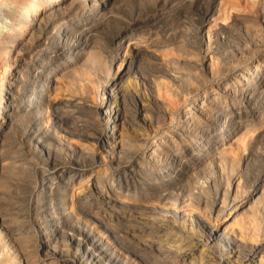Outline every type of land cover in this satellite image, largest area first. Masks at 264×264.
<instances>
[{"label":"bare ground","instance_id":"1","mask_svg":"<svg viewBox=\"0 0 264 264\" xmlns=\"http://www.w3.org/2000/svg\"><path fill=\"white\" fill-rule=\"evenodd\" d=\"M241 9L239 0H0V13L6 20L0 24V66L4 74L8 72L0 83V191L3 178L16 180L17 193L29 204L25 216L37 223L43 244L40 251L34 241L31 243L32 240L17 238L0 212V264H68L66 261H56L59 250H49L50 242L60 234L65 239V246L60 251L63 255L65 252L71 253V264H264V229L253 226L251 220L245 221L247 215L242 212L249 203L256 210H264V174L259 183L246 191L247 180L236 172V168L249 164L252 148L264 134V59L260 61V51H257L243 61L236 60L230 54V48H227L229 41L226 43L220 38L223 31L245 21L237 15ZM121 11L131 13L126 21L118 18ZM143 15L146 18L143 19ZM168 17L171 20L172 17H176V20L190 17L197 24L196 31L205 23L208 24L206 39L196 36V42L191 44L194 50H197V44L203 55L198 50L189 53L201 63L189 67L195 72L197 87L205 86L214 78H218V83L212 86L211 91L214 92L207 94L206 90L207 95L203 98H190L188 108L178 119L174 117L178 102L168 103L165 119L168 124L175 123L174 130L163 133L159 127L152 128L151 132L158 131L160 136L151 148L145 150L148 135L140 129L148 121L147 114H144L147 112L144 102L163 104L161 92H170L168 82L175 80L165 68L170 61L162 60L157 64L156 77L151 81L154 93L148 95L149 100L136 98L137 110L131 126L135 138L131 142L124 137L130 128L126 129L125 117L121 114L122 98L130 87H138L136 76L141 59L149 54L158 61L156 56L176 42L174 38L168 37L156 40L151 32L152 28L162 25L165 18L169 20ZM165 28V34L169 35V26ZM98 34H103V46L99 52L94 50ZM118 36L122 39L116 48H112ZM4 52H9V55H4ZM101 61L103 64H99ZM254 61L258 64L248 67ZM80 64H88L91 68L104 65L107 76L104 79L108 81L99 84L85 67L87 71H79L80 74H75V78L71 73L70 77L74 79L67 85L66 79L70 74L67 71L81 69ZM67 74L65 91L78 94L84 100L99 98L102 93L98 109L87 101L79 103L80 99L57 102L50 98L51 92L58 94L63 90V87H59V81ZM164 79L169 81L165 82ZM187 83L190 86L192 82ZM132 90L139 96L137 89ZM186 100L183 99L180 104ZM81 109L95 114L102 128L92 125L90 134L88 131L86 135L82 126L70 121L72 118H64V110L71 111L70 117H74L76 111ZM54 125H58V129L64 127L70 138L84 137L91 140L104 154L116 151L119 154L127 153L126 157L135 164L117 176L119 183L116 187L119 197L127 200L132 195L129 204L119 200L118 207L123 214L127 218L131 217L134 210H139L140 204H146L147 208L153 201L161 208H149V221L155 225L158 220L169 219L173 225L178 223L189 237L172 236L166 230L159 235L160 230H152V237L158 242L153 240L146 244L149 249H154L156 255L147 258L119 242L111 229L98 218L97 212L86 210L87 200L98 188L94 183L93 188L81 187L84 170L67 169L57 164L63 158L69 162L87 161L92 155L73 144L63 143V140L59 143L60 140L57 141L49 130ZM108 127L113 136L111 139L103 135ZM26 145L34 146L32 155L45 162V171L28 169L25 161L26 157H30L31 148L26 149L28 153L24 152ZM232 145L237 148L232 149ZM13 149H19L22 155L19 156L20 153L18 158L7 159L8 153L10 156V152H16ZM230 150L235 151L231 152L234 157L227 155ZM214 156H218L221 163L228 162L230 174L225 180L222 179L212 200L203 199L202 184L190 191L193 199H183L173 194L176 189L184 192V184L192 179L198 167L202 168L200 166L204 163L207 167L205 161L208 163L207 158ZM36 175L42 177L41 190L34 193ZM136 178L141 181L137 182ZM76 184L82 189L77 206L74 207L72 203L70 205L72 201L68 200V195ZM74 196H71V200ZM104 201L107 207L113 206L110 198L106 197ZM192 202L194 205H204V210L207 209L205 218L208 217L210 222L199 217L201 214L196 216L186 212V209L194 208ZM167 207H171L172 211ZM228 207H231L230 213L219 223ZM240 213H243V217ZM212 215L215 216L211 223ZM237 217L243 218L238 228L222 230L225 222Z\"/></svg>","mask_w":264,"mask_h":264},{"label":"rangeland","instance_id":"2","mask_svg":"<svg viewBox=\"0 0 264 264\" xmlns=\"http://www.w3.org/2000/svg\"><path fill=\"white\" fill-rule=\"evenodd\" d=\"M239 2L242 4V9L237 13V15H239L240 17H243V19H245V21L243 20V22L238 23L237 24L238 27L236 25L235 27H233L234 29L231 28V29H226L225 31H223L220 34V38H222V40L225 41L226 43H228V41H229L227 48H230L229 49V51L231 52L230 54L233 57H235L236 60L240 59V61H243V59H246L249 56L255 55L254 53H256L257 51H260L259 56L261 57L260 58V61H261L264 59L263 58L264 57V0H250V1L249 0H239ZM250 2H251V5H253L255 3L254 4L255 6L254 5L251 6ZM217 4H219V3L217 2ZM130 15H131V13L129 11H121V13H119V15H118V18H121V20L126 21L128 19V17H130ZM150 15H153V14H150ZM116 17H117V15H116ZM144 17L146 18V15L142 16L143 19H144ZM2 19H3V21L5 20L4 17L2 16V14L0 13V20H2ZM168 19L169 20H167V18H165V20H164L165 22L162 25L160 24L157 27L152 28L151 32L154 35L153 36L154 39H156V40H159V39L161 40L164 37H168V38H174V41H176V42H174L172 44V46L167 47L166 49H164L162 52H160L156 56L158 58V61L151 58V55H149V54L145 55L141 59L139 66H138V69H137V76H136L137 80L139 81V82L137 81L138 87L137 88L130 87L128 89L129 91L126 90V93L124 95L125 97L122 98L123 103L121 104V107H122V111H121L122 113L121 114H122V116L124 115V117H125L124 119L126 121L125 122L126 123V129L127 128L131 129V130L127 129V132L124 135V137H126L127 140L129 139L128 141L131 142L133 140V138H135V134L132 132L133 129L131 126H133V124H134L133 123V116L135 115V111L137 110V105H136L137 99H139V98H140V100L144 99L143 101L149 100L148 95L150 93H154V91L152 92V86L153 85H152L151 81L154 79V77H156L157 66H158L157 64L162 62V60L164 62L170 61L169 65H171L172 67L167 65V67H165V68L167 69V71H169L170 75L172 77H174L175 80H174V82L172 81L170 83V82H168L169 81L168 79H164L165 82L167 81L169 83L168 86L171 87L170 92H167L165 94L163 92H161L162 95H160V96L164 100L163 104H165V105L163 106V104L160 105L157 103L151 104L150 102H144L145 108L147 109V112L144 114L145 115L147 114L146 116H148V121L145 123V126L143 125L142 128L140 127V129H143V131L148 135L146 138L147 143H146L145 150H148L149 148H151L152 144H154L155 140H157V138H159V136H160L158 131L151 132V130L155 129L156 127L157 128L159 127L160 131H163V133H168V132H171L174 130L175 123L172 125L168 124L167 120L165 119V115L167 113V108H168V106H167L168 103H173V102L177 103L178 102V106L175 107L176 113L174 115L175 119L176 118L178 119L180 116H182L183 111L188 108V103H189L190 98L191 99L192 98H196V99L203 98L206 94V90H208L207 94L214 92V91H211V90H213L212 86H214L215 84L218 83V78H214V79H211V81L209 80V82L205 86L197 87V83L194 80V73L195 72L194 71L192 72V69L190 68L191 64L196 63L199 66V64L201 63V61L196 59V57H192L189 53L194 52V51L197 52V50H198L199 51L198 53H200V55H203V51L198 48L197 44L195 45L197 50L191 49V44L193 45L196 42V39H197L196 36L198 37V39H203V38H204V40L206 39L205 34L208 30V27H207L208 24L205 23L204 26L199 31H196L197 24L190 17L181 18L180 20H178V19L176 20V17H172V20H171V17L170 18L168 17ZM3 21H1V22H3ZM1 22H0V24H4L6 22V20L3 23H1ZM241 24H245V26L244 25L241 26ZM166 26H169V28H170V29H167V30H170L169 31L170 37H169L168 33L165 34V31H166L165 27ZM249 27L251 28V30ZM260 27L262 28V30ZM256 32H257V34H256ZM259 36H261V37H259ZM101 38H103V34L96 35L95 44H96V47L98 44V47L97 48L95 47L94 50L95 51L98 50L97 52H99L100 48L103 46V40ZM259 38H260V40H259ZM121 39H122V37L118 36L115 39V41L111 47L116 48L118 45V42ZM258 40H259V42H258ZM229 44H230V46H229ZM251 51H253V52H251ZM5 53H6V56L9 55L8 54L9 52H4V55H5ZM198 57L200 58L201 56L198 55ZM256 61L249 64L248 67H251V66L255 67L258 64ZM99 64H103V62L99 63ZM179 64H180V66H179ZM87 65L86 64H80L81 69H79V70L77 69V71H76V68H74L75 70L71 69V70L67 71L68 74L70 73L69 76L67 74L63 78H61V81L63 83L61 81H59V87L60 88L63 87L62 88L63 90L58 94H55V92L54 93L51 92L49 95L50 98L57 101V102H62V101L64 102L66 100H73L74 101L76 99H80V95L71 94V92L65 91V89H64V87L67 88L66 86L73 82L72 80L75 78L76 75L78 76L80 74L79 71H81V72L85 71L86 72L89 69L88 71L92 74V77L95 76L94 77L95 80L97 82H99V84L103 85L107 79V76L105 73L106 72L105 66L104 65H95V66H93V68H91L90 65H89V67ZM101 66H103L104 68ZM80 67L78 66V68H80ZM82 67H84V68H82ZM85 67H86V69L87 68L88 69L86 70ZM99 67H100V69H99ZM168 67H169V69H168ZM178 67H180V68H178ZM95 68L98 70H95ZM1 69L2 68L0 66V83L2 82L5 75H7V73H8L7 72L6 74H4L3 69L2 70ZM246 69H248V68H246ZM94 70H95V72H94ZM99 70H100V72H99ZM75 71L77 73H75ZM101 71H102V73H101ZM103 71H104V73H103ZM94 73H95V75H93ZM70 75H72L74 78L73 77L71 78ZM187 75H188V77H187ZM66 76H68V78L69 77L70 78L68 79ZM65 77L67 78L66 80H68L67 85L65 84L66 81H64ZM111 77H112V74H111ZM111 77H110V79H111ZM104 78H106V79H104ZM183 81H185V82H183ZM68 82H70V83H68ZM187 82H192L191 83L192 86L191 85L189 86L190 83H187ZM191 88L193 91L191 90ZM131 89H137V91L140 92V93L138 92L139 96H137V94L134 93L135 90L131 91ZM187 91H189V92H187ZM105 94H106V92H105ZM164 95L167 96L168 98L165 97ZM170 95L173 97L171 98ZM102 96L103 95L101 93L99 98L93 99V98L89 97L90 99L88 98L87 100L86 99L84 100V98H82L83 100L80 99L81 101L78 100L77 102L80 101L79 103L82 104L83 102L87 101L90 106L93 105L94 108L96 107L98 109V107L100 106V100L102 99ZM180 96H181V98H180ZM178 98H179V100L180 99L181 100L179 101ZM185 98L187 99L186 102L184 104H180V102ZM166 101H168V102L166 103ZM81 104L79 106H81ZM69 110H71V109H69ZM69 110H64V113H65L64 118L67 120L72 118V119H70V121H73L77 125L79 124L80 126H82V128H84L85 133L87 132L86 135H88L89 130L91 131L92 125H95V124L97 126L101 125L97 120L98 117L95 116V114L92 115L93 114L92 112H91L92 114H90V111H88V110H84V109L77 110L74 117L73 116L70 117V115H72V114L70 113L71 111L69 112ZM161 119H163V120H161ZM44 121L47 123L46 118L44 119ZM45 122H44V126H46ZM159 124H160V126H159ZM57 126L54 125L53 126L54 129H52L53 128L52 127L49 130L55 136V139L57 141L60 140L59 143H62L63 141H64L63 143L68 142L71 145L73 144V146L77 147L78 149L79 148H82V150L84 149V151L86 153H88L89 155H92V156H89L87 161H85V160L77 161L76 160V162L75 161L69 162L68 160H65V158H63L64 160L63 159L58 160L59 162L57 161V164L59 165V167H64L67 169L84 170L85 175L83 177L81 187L90 186V188H93L92 184L94 183L95 184L94 186H96L98 188L97 190L100 191V193H97L98 191H96V190L93 191L92 196L89 197V199L87 200L86 210L88 212H92V213L97 212L98 218L100 220H102V222L105 226H107L109 229H111V231L114 233V236L116 237V239L119 242H123L126 246L129 247V249L134 250L137 253H139V254H141L147 258V256L156 255L154 249H149L147 247L148 245L146 244V242L153 241V240H154V242L155 241L158 242V240H156L155 238L152 237L153 236L151 233L152 230L157 231V232L160 230L161 232L159 235L162 234V231L166 230V231H169V234H171L172 236L175 234V236L189 237V236H187L186 231L183 232L181 230L178 223H174V225H173V222L171 223V220H169V219L165 221V220H162L161 218H158L161 220L157 219L158 221H156L155 225H153L154 223H152V221L151 222L149 221V218H148L149 216L147 215V214L151 213L150 212L151 210H149V208L151 206H152L151 209L157 208V207L161 208L160 205L153 203V201L151 203V206L149 204L147 208H146V204H140L141 206H139V210L141 212L139 210H134V212L132 213V216L127 218L126 215L123 214V211L118 207V203L121 201V202H125V204H129L131 201L130 198L132 197V195H129L130 197H128L127 200L124 198H121L117 195L116 187L119 183V177H117V176H120V174L122 172H124L125 170H129V169L133 168V165L135 164V162L130 161L126 157L127 153L119 154L116 151V152H108V154L107 153L104 154V153H102L101 150H99V148L96 145H93L91 140L86 139V138L84 139V137H80V138L79 137H73V138L71 137L70 138V136L68 134H66V132L64 131V127L61 126V128L58 129ZM88 126L90 129L88 128ZM99 127L102 128L101 126H99ZM53 131H56V132H53ZM90 131H89V134H90ZM57 134H59L58 135L59 137L57 136ZM103 135H104V137L110 138V139H111V137H113L110 127L105 129ZM246 138H248L246 140H249V137H246ZM260 138H262V139H260ZM260 138L257 140L258 142L257 141L255 142V144L252 148L251 154L253 156L251 155V157H250L251 161L249 162V164L247 166L243 164L240 167L236 168L237 175L238 176L244 175L243 178L245 177L244 179L247 180L246 181L247 182L246 191H249V189H251L252 186L259 183L260 180L263 179V177L261 179H260V177L264 174V134ZM128 141H127V144L129 143ZM235 146L232 145L231 148L236 149L237 146L236 147ZM33 147H34L33 145L31 147H28L26 145L23 148L24 152H27V150H30V148H31V152H29V153H31V154H29L30 157H26V161H25V162H27V165L29 166V167L28 166L27 167L31 171H33V170L34 171L35 170H37V171L38 170H44L45 171L46 170L45 162H43V160L41 158L36 157L35 154H34V156L32 155L33 154V151H32ZM13 151L16 154L13 152H10V156H11L10 157L9 153H8L7 159H12L13 157L18 158L17 155L22 152L19 149H13ZM231 152L234 153L235 151L230 150L227 152V155L234 157L233 156L234 154ZM21 155H22V153L19 156H21ZM123 156H125L126 158H123ZM90 157L92 158V160ZM215 157H216V160H214ZM218 158H219L218 156H214V158L213 157L207 158V160L209 161L208 163H207V161H205L207 164L206 165L207 167H205V163H204L202 166H200L202 168L198 167V169L196 170V173H194V176L191 177L192 179H195V178L196 179L193 181H192V179H190L186 184L183 183L184 186H186V188L183 189L184 192L180 189H178V190L176 189V190H174L176 192H173V194L178 195L181 198L184 197L183 199H187V197H189L190 199H193L194 196L192 197L190 195V193H191L190 191L194 190L195 188H199L200 185L202 184L205 189L203 188V190H204V191H202L203 196L202 195L201 196L203 197V199H205V201L212 200L213 197H215V194L220 187V183L223 182V180H225V178H228L229 174H230L229 173L230 165L228 164V162H227V164L225 162L221 163ZM89 160H91V161H89ZM211 160H212V164H211ZM216 161H218V162H216ZM213 163H215V164H213ZM82 165H83V167H82ZM219 169H221L222 173L219 172L220 171ZM96 172H98V173H96ZM197 172H198V174H197ZM221 175H224V177L223 176L221 177ZM37 176L38 175H36V177ZM41 178H42L41 175H39L37 177L36 186L34 187L33 192L41 190V181H40ZM3 179H4V180H2V186L3 187L1 188V191H0V212L2 214L1 216L4 217V219L8 222V224L12 228L13 232L15 231L14 233L16 234L15 236H17V238L26 239V240L29 239V241L32 240L31 243L35 242L36 244H38L39 250L42 251L43 244L40 241V236H39L40 233H38L39 232L38 225L34 219H32L31 217L25 216L26 211L28 210L27 208H28L29 204L26 203L27 201H25V199L22 197V195L17 193L18 191L16 189V187H17L16 180L13 179L12 180L13 182H12L11 180H9L7 178H3ZM87 180H88V182H87ZM136 180H137V182L141 181V179H137V178H136ZM107 185H108V188H107ZM81 189L82 188H78V185L76 184V186H74L73 189L69 190L68 200L72 201V202H70V205L72 203L74 205V207L77 206L78 196L80 195L79 192L81 191ZM187 189L189 190V193H188ZM177 191H179L180 193ZM186 194H187V196H186ZM72 195H75V196L71 200ZM99 197L101 199H99ZM106 197L110 198L112 200L113 206H110V207L106 206L105 201H104V199H106ZM91 198H92V200H91ZM194 202H196V201H194ZM192 205H194V203ZM143 206H145V207H143ZM203 206L194 205V208L186 209L187 210L186 212L189 214L192 212L191 214H194L196 216L201 214L202 216H199V217H201L204 220H208L210 222L208 217L205 218V212H207V209L205 208V210H204ZM87 207H88V209H87ZM142 207H143V209H142ZM200 207H202V208H200ZM95 208H97V209L100 208L101 210L98 211ZM108 208L109 209L111 208V210H109ZM167 208L169 211H172L171 207H167ZM197 208H199V209H197ZM230 211H231V207L226 208L224 214L220 218L219 223L223 221V218L226 217V215H228L230 213ZM249 211H251L252 214H250ZM242 212L247 215V217L245 218V221H246V219H248L249 221L251 220L250 222L253 226L258 225L261 228V230L264 229V210H260V211L256 210L255 208H253L252 204L249 203L246 206V208L244 209V211H242ZM143 213L145 216L143 215ZM242 214L240 213V216ZM214 216L215 215H212L211 223L214 221L213 220ZM241 217H243V215ZM241 217H237L235 219H232L230 221L225 222V225H223L222 230L229 231L233 228H238L240 226V224L243 223L242 222L243 218H241ZM136 218L137 219L139 218V219L137 220ZM140 218L143 220L140 221ZM132 219H134V220H132ZM135 220H137V221H135ZM82 221L84 222L85 218ZM123 221L125 224L123 223ZM127 221H128V224H126ZM216 223H218V222H216ZM118 225L119 226L121 225V226L119 227ZM161 225H162V227H160ZM157 227H159V228H157ZM127 231H128V233H127ZM171 231H173V232H171ZM184 233H186V234H184ZM159 243H161V241H159ZM64 244H65V239H63V235L62 234L57 235L54 237V240L50 242L49 250L54 251L55 248H56V250H59L58 254H57L58 256L56 257V261L58 259L59 261L62 260V261L68 262V264H71L72 263V255L70 257L71 253L65 252V255H63L64 253H62L60 251V249L64 248V246H65ZM161 244H164V243L162 242ZM116 248L119 250V248L117 246H116ZM214 251H217V249L214 248ZM120 253H121V251H120ZM66 254H67V256H66ZM62 255H63V258H62Z\"/></svg>","mask_w":264,"mask_h":264}]
</instances>
